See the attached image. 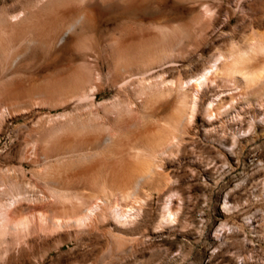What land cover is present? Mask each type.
Here are the masks:
<instances>
[{
	"label": "rangeland",
	"instance_id": "obj_1",
	"mask_svg": "<svg viewBox=\"0 0 264 264\" xmlns=\"http://www.w3.org/2000/svg\"><path fill=\"white\" fill-rule=\"evenodd\" d=\"M263 34L264 0H0V264H264L260 86L203 73ZM260 61L252 54L248 68ZM179 77L207 91L189 88L191 134L163 155L175 187L147 199L144 241L132 247L118 230L143 218L131 199L63 211L57 177L100 155L58 160L56 138L173 120L178 90L137 91Z\"/></svg>",
	"mask_w": 264,
	"mask_h": 264
},
{
	"label": "bare ground",
	"instance_id": "obj_2",
	"mask_svg": "<svg viewBox=\"0 0 264 264\" xmlns=\"http://www.w3.org/2000/svg\"><path fill=\"white\" fill-rule=\"evenodd\" d=\"M61 15L65 17L68 15V12L64 11ZM7 31H12V29L10 28V30ZM239 53L240 54H231L226 57L223 62L220 60L218 63L215 62V64L206 67L203 73L210 74V78H214V80H216V77H225L236 80L240 79L246 82L247 85L251 83L257 84L260 86L261 90L260 93H258L260 96L259 98L264 101V34L252 44L250 51ZM252 54H257L261 57L260 66L256 69H249L247 65V61L250 60ZM126 76L123 77V79L121 77V81H117V84H119L121 88H124L129 82ZM182 77L175 80L173 78L168 81L164 78V86L162 85L163 87H159L158 90H154V83L151 82L149 84H142L141 88L137 91V93L141 95L143 93H148L147 95L165 96L174 90H178V100L175 107L177 116H175L176 118L174 117L173 120L157 122L156 125L153 123V127H149L143 132L131 134L126 137H121L118 133H115V135L111 137L104 138L101 133L98 134L99 132L95 131L98 133L91 135L64 134L56 138L53 151L58 160L64 161L71 155L83 158L100 155L94 158L91 163L88 165L86 164L77 171L63 175L60 174L57 177L56 184L52 187L51 195L54 196L55 199H59L61 203L59 206L63 211L67 212L70 209L76 211L89 199L94 197L101 198L102 200L99 201H106L108 203H111L114 197H116V199L120 197L124 200L131 199L140 204L139 206H141L143 210V218L141 220L137 219V223L134 224L135 226L132 228L121 229L118 227V230L122 234L127 233L132 235V237L128 238L132 247L137 242L144 241L146 231H151V229L144 224V216L148 213V208L146 207L147 199L153 196L154 190L161 194L162 192H166V190L170 192L175 187L173 184V177L168 172H163V164L167 162L163 160V155L172 153L174 147L181 141H186V137L191 134L190 118L192 117L194 105L190 100L191 92L189 88L195 86L197 92L201 95L205 94L207 91V88L201 85L199 86V84L198 86L194 85L192 82L193 78L184 80ZM216 83L219 85L217 80ZM217 104L218 103H214V100H211L206 106V109H208L211 114L215 112L216 115H218L217 111L220 107L217 106ZM40 154L45 160L51 157L48 150L44 148L41 150ZM158 160H160V162H157ZM173 194L174 193H172L167 201L169 202V205H167V210L169 212H172L173 208V206L171 207L173 204ZM73 200L76 201L73 202ZM52 206L54 205L52 204ZM54 214L55 213H53V215ZM69 216L70 213L65 215V218L67 217L68 219ZM53 221H55V219ZM119 222L121 224L125 223L123 220H119ZM157 222L154 223L157 225ZM160 225L161 224H159V226ZM30 241L31 240L27 239L26 243Z\"/></svg>",
	"mask_w": 264,
	"mask_h": 264
}]
</instances>
